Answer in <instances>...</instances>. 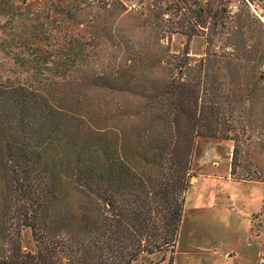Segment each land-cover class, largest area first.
<instances>
[{
    "label": "trees",
    "instance_id": "obj_1",
    "mask_svg": "<svg viewBox=\"0 0 264 264\" xmlns=\"http://www.w3.org/2000/svg\"><path fill=\"white\" fill-rule=\"evenodd\" d=\"M188 10L189 39L219 17ZM227 32L233 57L165 54L166 83L145 90L140 124L92 126L58 96L0 83V264H134L166 254L172 264L197 141L233 142L234 175L239 144L264 127V30L252 45ZM100 81L133 93L129 80Z\"/></svg>",
    "mask_w": 264,
    "mask_h": 264
},
{
    "label": "rangeland",
    "instance_id": "obj_2",
    "mask_svg": "<svg viewBox=\"0 0 264 264\" xmlns=\"http://www.w3.org/2000/svg\"><path fill=\"white\" fill-rule=\"evenodd\" d=\"M169 1L0 0V83L58 96L92 126L140 124L145 90L166 83L165 54L199 60L209 48L233 57L229 26L240 32V45L254 44L264 30V0ZM168 9L179 18L170 21ZM188 9L219 17L189 39L182 23ZM98 78L113 87L129 80L133 93L98 87ZM101 113L106 122L97 121ZM252 135L239 144L234 175L233 142L197 141L172 264H264V127ZM4 185L0 171V191ZM169 260L144 255L134 264Z\"/></svg>",
    "mask_w": 264,
    "mask_h": 264
}]
</instances>
